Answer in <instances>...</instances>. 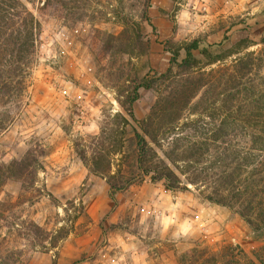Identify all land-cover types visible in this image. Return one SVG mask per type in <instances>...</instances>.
Instances as JSON below:
<instances>
[{"label": "rangeland", "instance_id": "rangeland-1", "mask_svg": "<svg viewBox=\"0 0 264 264\" xmlns=\"http://www.w3.org/2000/svg\"><path fill=\"white\" fill-rule=\"evenodd\" d=\"M263 39L264 0H0V264H264L238 213L263 189ZM193 40L225 58L161 78L167 42ZM144 80L135 115L153 124L132 125L176 190L130 154L122 103ZM101 151L129 189L112 196Z\"/></svg>", "mask_w": 264, "mask_h": 264}, {"label": "trees", "instance_id": "trees-1", "mask_svg": "<svg viewBox=\"0 0 264 264\" xmlns=\"http://www.w3.org/2000/svg\"><path fill=\"white\" fill-rule=\"evenodd\" d=\"M31 32H25L24 36L18 39V42L20 43V55H27L24 52L29 51L30 47H32V36ZM264 44V39L262 40ZM239 43L238 45H240ZM201 45L199 40H193L189 43H184L181 45H176L174 42H167L166 49L171 54V68L167 71V73L163 74L161 78H167L168 74L172 73V67L178 66V67H185V68H194L198 65L199 60L195 56V52L199 51L201 54L207 58L209 64H214L220 60H223L225 58V55L222 53H213L209 49H203L201 50ZM184 52L185 58L181 59V54ZM181 62V63H180ZM160 78V77H159ZM157 78V79H159ZM140 88H152V83L148 80H144V82L138 86L134 92V97L127 99L126 102L122 103V107L125 109L130 121L126 120L125 118L122 119L126 124H129V126L132 127L134 130V140H132V144L130 146L131 148V157L134 159L138 170L145 176H150L151 179L154 182H163L164 186L168 190H176L179 187V178L177 175L163 162L161 159L158 158L156 153L153 151V149L149 146L148 142L146 141L145 137L135 129V127L132 125V123H136L139 128L145 129L147 126H150L153 124V117L154 114L149 116L146 120L138 121L135 115V103L138 100V91ZM122 118L121 116H119ZM145 132H148L147 129H145ZM148 134V133H147ZM264 146V141L261 142ZM123 146V145H122ZM128 147L124 145V147H120L116 149V152L121 154V158L126 157V153ZM104 150V149H102ZM260 152L264 153V148L259 149ZM247 155L248 160H255L257 159L252 155V153ZM105 156L102 155V151L99 152L98 158L101 159L98 160L95 159L93 162V168L94 171L98 174L104 175L107 179V182L110 186L111 194L112 196H115L117 193L125 191L131 187L133 184V179H127V177H123L122 175V166L121 169H119L116 173L111 172L112 164L109 159L106 157L104 160V163H102L103 158ZM263 157V156H262ZM263 163V162H262ZM135 178V177H134ZM259 186L262 184L263 189L259 193L253 195L252 199H250L247 203L246 208L243 211H239L238 213L241 215V217L245 220V222L254 230L257 232H264V175L260 179ZM242 196V195H241ZM244 196V195H243ZM245 197V196H244ZM239 198L240 197H235ZM209 200L211 202H214L216 204L224 205L233 207L228 203V199H216L213 197H209ZM64 238V236L62 237ZM244 254V253H241ZM235 253L230 254L229 256L224 257L221 263H217L216 261L214 264H257L250 260H240L237 261ZM241 258V257H240Z\"/></svg>", "mask_w": 264, "mask_h": 264}]
</instances>
